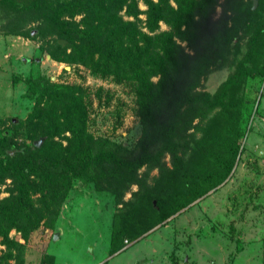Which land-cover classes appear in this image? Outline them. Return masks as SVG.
<instances>
[{
    "label": "trees",
    "instance_id": "16d2710c",
    "mask_svg": "<svg viewBox=\"0 0 264 264\" xmlns=\"http://www.w3.org/2000/svg\"><path fill=\"white\" fill-rule=\"evenodd\" d=\"M137 1L145 6L140 28L135 24ZM255 1L251 9V0H0L20 17L9 33L30 38L26 26L42 24L65 42L58 47L62 55L51 59L87 66L117 82L133 81L140 125L128 156L86 132L78 87L50 84L48 78L28 82L23 96L34 100L26 118L31 142L10 145L14 153L5 159L0 155V187L4 185L6 193L0 199V238L7 240L14 230L13 239L29 246L34 233L55 219L71 179L122 193L136 182L138 168L157 165L163 153L175 161L171 188L183 200L176 210L223 180L236 152L237 87L246 77L264 76V0ZM159 23L167 30L159 31ZM236 40L244 42L245 53L234 73L213 94L195 93ZM206 109L216 111L197 128L200 137L191 144L185 135L194 120L205 117ZM40 138L42 143L35 147L34 140ZM177 149L181 157L190 150L189 163L175 156ZM191 158L204 167L201 172L190 171ZM162 203L156 194L148 213L143 214L141 207L131 213L130 220L145 221L140 234L173 212L163 211Z\"/></svg>",
    "mask_w": 264,
    "mask_h": 264
},
{
    "label": "rangeland",
    "instance_id": "374dc122",
    "mask_svg": "<svg viewBox=\"0 0 264 264\" xmlns=\"http://www.w3.org/2000/svg\"><path fill=\"white\" fill-rule=\"evenodd\" d=\"M136 8L135 24L140 28L145 6L137 1ZM218 12L216 8L214 18ZM19 20L8 6L0 4L2 158L7 153L13 155L10 145L31 142L26 118L34 100L23 94L28 82L37 78H48L50 84L58 86L78 87L85 105L86 132L105 140L110 149L133 154L140 136L134 82H117L111 76L94 74L87 66L51 59L62 55L58 47L64 44L58 43L42 24L26 26L30 38L9 33L11 25ZM158 30L167 28L159 23ZM244 53L242 40L232 42L221 65L208 70L195 93L213 94L234 73ZM237 96L240 111L231 169L200 197L176 210L183 200L171 188L175 161L166 153L159 156L157 165L138 168L136 182L122 193L97 190L93 182L71 179L55 219L46 221L44 228L34 233L29 246L13 239L17 235L14 230L8 232L7 240L0 238V264H41L43 259L45 264H264V76L244 78ZM215 111L206 109L203 119L192 122L186 141L196 142L200 137L197 128ZM188 152L181 157L177 149L175 156L189 163ZM191 159L194 163L189 165L190 171L201 172L204 167ZM217 160L223 164L219 157ZM156 194L163 198V211L173 212L140 234L145 221L130 220V215L140 207L143 214L148 213L149 204L155 205ZM3 197L4 185L0 187V199ZM54 233L57 237L52 240Z\"/></svg>",
    "mask_w": 264,
    "mask_h": 264
},
{
    "label": "water",
    "instance_id": "95a60500",
    "mask_svg": "<svg viewBox=\"0 0 264 264\" xmlns=\"http://www.w3.org/2000/svg\"><path fill=\"white\" fill-rule=\"evenodd\" d=\"M255 6H256V1H255V0H251V7H250V8H251V9H254ZM58 43H60V44H64L65 42L59 40ZM40 141H41V138L38 139L37 141H35V142L33 143V145H34L35 147H39V145H40ZM56 237H57V234L54 233V234L52 235V240H55Z\"/></svg>",
    "mask_w": 264,
    "mask_h": 264
}]
</instances>
